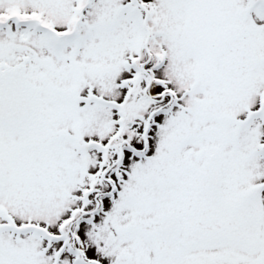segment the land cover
I'll return each mask as SVG.
<instances>
[{"label": "snow or ice", "instance_id": "obj_1", "mask_svg": "<svg viewBox=\"0 0 264 264\" xmlns=\"http://www.w3.org/2000/svg\"><path fill=\"white\" fill-rule=\"evenodd\" d=\"M0 264H264V0H0Z\"/></svg>", "mask_w": 264, "mask_h": 264}]
</instances>
